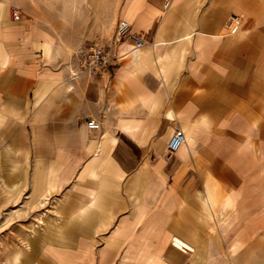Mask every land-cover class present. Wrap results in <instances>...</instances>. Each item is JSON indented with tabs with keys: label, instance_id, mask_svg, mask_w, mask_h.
I'll list each match as a JSON object with an SVG mask.
<instances>
[{
	"label": "crops",
	"instance_id": "1",
	"mask_svg": "<svg viewBox=\"0 0 264 264\" xmlns=\"http://www.w3.org/2000/svg\"><path fill=\"white\" fill-rule=\"evenodd\" d=\"M13 1L0 0V264H139L145 246L157 264L264 261V0H113L146 44L116 38L108 72L75 78L76 53Z\"/></svg>",
	"mask_w": 264,
	"mask_h": 264
},
{
	"label": "rangeland",
	"instance_id": "2",
	"mask_svg": "<svg viewBox=\"0 0 264 264\" xmlns=\"http://www.w3.org/2000/svg\"><path fill=\"white\" fill-rule=\"evenodd\" d=\"M111 2L113 0H14L10 8L13 11L14 6L19 7L24 19L32 27L36 25L46 30L49 34L42 31V36L54 49L56 44L62 51L66 49L70 54L77 55L93 43L105 46L118 38V24L121 18L113 15ZM118 7L121 8V4H118ZM61 226L63 225L46 224V229L49 232L60 231ZM262 226L260 224L257 227ZM140 253L144 255L139 264L159 263L160 259L154 254L151 246H145ZM234 264H264V261L241 260L234 261Z\"/></svg>",
	"mask_w": 264,
	"mask_h": 264
},
{
	"label": "built area",
	"instance_id": "3",
	"mask_svg": "<svg viewBox=\"0 0 264 264\" xmlns=\"http://www.w3.org/2000/svg\"><path fill=\"white\" fill-rule=\"evenodd\" d=\"M172 0H164V7H170ZM14 18L21 15V10L19 7H13ZM118 38H128L134 42V51L140 50L146 44V40L134 33L131 28V24L127 20H120L118 24ZM78 65L71 70V75L73 78L78 76L80 73L88 72L94 76L103 75L108 72L110 64V58L107 54V48L99 43H93L86 47L84 50L77 53ZM89 129H99L100 122L94 119L87 120L86 122ZM185 135L181 129L180 125H177L176 130L167 144L168 153H174L185 143ZM172 245L180 249L184 253H193L194 249H184L177 245L176 238L173 237Z\"/></svg>",
	"mask_w": 264,
	"mask_h": 264
},
{
	"label": "bare ground",
	"instance_id": "4",
	"mask_svg": "<svg viewBox=\"0 0 264 264\" xmlns=\"http://www.w3.org/2000/svg\"><path fill=\"white\" fill-rule=\"evenodd\" d=\"M42 222V221H41ZM176 238V243H177V245L178 246H180V247H182V248H184V249H188V248H186V247H184V242L181 240V238H179V237H175ZM189 249H192V248H189ZM192 264V263H191Z\"/></svg>",
	"mask_w": 264,
	"mask_h": 264
}]
</instances>
